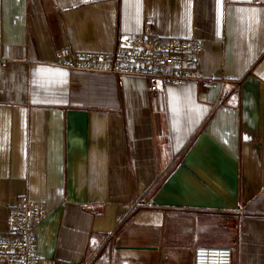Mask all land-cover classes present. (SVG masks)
<instances>
[{
	"label": "crops",
	"instance_id": "0c3cea01",
	"mask_svg": "<svg viewBox=\"0 0 264 264\" xmlns=\"http://www.w3.org/2000/svg\"><path fill=\"white\" fill-rule=\"evenodd\" d=\"M146 27L200 41L228 81L152 93L55 62ZM24 195L47 208L38 259L194 264L228 246L264 264V0H0V235Z\"/></svg>",
	"mask_w": 264,
	"mask_h": 264
},
{
	"label": "built area",
	"instance_id": "2783aa9c",
	"mask_svg": "<svg viewBox=\"0 0 264 264\" xmlns=\"http://www.w3.org/2000/svg\"><path fill=\"white\" fill-rule=\"evenodd\" d=\"M203 49V44L196 39L162 37L146 27L140 33L124 36L112 51L62 48L55 62L75 71L142 76L148 79L152 93L158 92L162 83L179 85L197 81L209 86L227 82L216 74L202 71ZM46 214L45 203L27 195L9 209L6 235H0V264H71L37 258L36 228ZM194 264H233V250L228 246H199L195 249Z\"/></svg>",
	"mask_w": 264,
	"mask_h": 264
},
{
	"label": "rangeland",
	"instance_id": "374dc122",
	"mask_svg": "<svg viewBox=\"0 0 264 264\" xmlns=\"http://www.w3.org/2000/svg\"><path fill=\"white\" fill-rule=\"evenodd\" d=\"M118 77H121V76H118Z\"/></svg>",
	"mask_w": 264,
	"mask_h": 264
}]
</instances>
